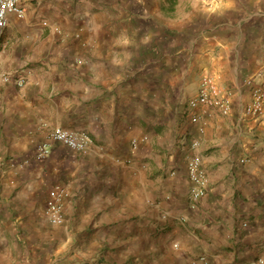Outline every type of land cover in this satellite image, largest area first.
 <instances>
[{
	"label": "crops",
	"instance_id": "crops-1",
	"mask_svg": "<svg viewBox=\"0 0 264 264\" xmlns=\"http://www.w3.org/2000/svg\"><path fill=\"white\" fill-rule=\"evenodd\" d=\"M19 4L0 31V264L264 259V126L238 119L243 78L264 76V0ZM204 73L240 92L229 115L187 107ZM55 126L88 133V151L50 141ZM192 152L208 178L194 207ZM55 183L61 224L45 216Z\"/></svg>",
	"mask_w": 264,
	"mask_h": 264
},
{
	"label": "built area",
	"instance_id": "built-area-1",
	"mask_svg": "<svg viewBox=\"0 0 264 264\" xmlns=\"http://www.w3.org/2000/svg\"><path fill=\"white\" fill-rule=\"evenodd\" d=\"M209 8L215 9L219 4V0H202ZM14 14L21 18L24 16V9L19 4V0H0V31L5 28L8 23V16ZM1 78L8 81L11 77L3 74ZM16 84L23 83L22 78L15 79ZM244 86L248 87L249 96L246 100H240L238 105V119H257L264 126V76L248 75L243 78ZM236 95H240L239 91H231L223 88L218 78L211 73H204L200 77L199 85L196 92L188 97L186 105L189 109H197L200 107L203 111L215 110L222 115L231 113ZM240 99V96H238ZM200 119L197 112L190 114V120L196 122ZM202 130V127H199ZM50 141H59L68 148L79 152L86 153L90 148L91 138L85 131H77L55 126L47 133ZM135 142V141H133ZM198 144V139H193L190 148L194 149ZM49 152L47 143H39L36 146V156L44 158ZM243 160V159H242ZM186 173L189 181L188 196L191 207H194L197 201L204 195L208 178L202 167L201 158L197 153H190L186 157ZM67 195L66 188L59 183L53 184L48 190V197L45 205V216L51 224H61L64 221L63 200ZM247 264H264L262 257H257Z\"/></svg>",
	"mask_w": 264,
	"mask_h": 264
},
{
	"label": "trees",
	"instance_id": "trees-1",
	"mask_svg": "<svg viewBox=\"0 0 264 264\" xmlns=\"http://www.w3.org/2000/svg\"><path fill=\"white\" fill-rule=\"evenodd\" d=\"M100 262H101V261H100ZM70 263L73 264V261H72V262L70 261ZM79 264H89V263H88L87 261H84V262L79 263Z\"/></svg>",
	"mask_w": 264,
	"mask_h": 264
}]
</instances>
